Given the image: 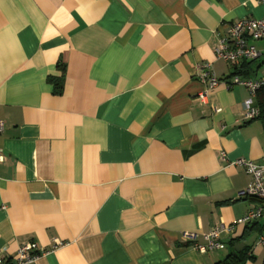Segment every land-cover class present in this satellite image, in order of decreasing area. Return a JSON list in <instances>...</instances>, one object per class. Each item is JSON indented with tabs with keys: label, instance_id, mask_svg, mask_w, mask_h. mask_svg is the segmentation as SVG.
<instances>
[{
	"label": "crops",
	"instance_id": "obj_1",
	"mask_svg": "<svg viewBox=\"0 0 264 264\" xmlns=\"http://www.w3.org/2000/svg\"><path fill=\"white\" fill-rule=\"evenodd\" d=\"M243 18H264V4L0 0V256L33 243L32 264H216L242 251L264 264V216L241 223L259 203L241 197L253 178L233 164L263 163L264 125L244 121L250 91L227 85L264 78V39L238 66L215 53ZM205 64L220 83L202 99ZM221 225L225 249L200 253Z\"/></svg>",
	"mask_w": 264,
	"mask_h": 264
},
{
	"label": "built area",
	"instance_id": "obj_2",
	"mask_svg": "<svg viewBox=\"0 0 264 264\" xmlns=\"http://www.w3.org/2000/svg\"><path fill=\"white\" fill-rule=\"evenodd\" d=\"M264 4V0H258ZM264 39V18L253 19L243 18L234 21L229 26V37L222 38L216 46L215 53L218 60L229 62L234 66L240 65L242 61L255 60L260 56L257 48L251 44L252 41H259ZM207 69L200 80L203 84L208 86V89L201 95L205 99L207 92L220 83L212 71L211 64H205ZM229 88L234 85H241L246 87L252 97L245 102L244 121L255 120L260 115V110L255 106L254 99L257 92L264 87V78L258 80H248L240 76H235L230 81H227ZM5 125L0 119V135L4 132ZM5 161L4 149L0 146V163ZM236 166L243 167L248 174L253 178V184L241 193L243 198H251L257 200V206L250 209L241 219L242 224H251L259 221L264 216V160L261 165L255 164L249 159L240 158L233 163ZM232 227L224 225L215 227L211 232L205 235L207 241L206 245H195V248L200 253H207L210 251L223 250L226 244L223 242V236L230 233ZM190 238H196L195 235H187ZM259 244L264 246V235L261 236ZM43 253L42 250L33 243H26L19 247L17 251V258L14 262L7 260L0 256V264H32Z\"/></svg>",
	"mask_w": 264,
	"mask_h": 264
},
{
	"label": "trees",
	"instance_id": "obj_3",
	"mask_svg": "<svg viewBox=\"0 0 264 264\" xmlns=\"http://www.w3.org/2000/svg\"><path fill=\"white\" fill-rule=\"evenodd\" d=\"M256 97H257L256 104L260 110V115H259L258 119H260L264 125V87L261 88L257 92ZM249 229L251 230L252 227H250ZM247 257H248L247 253L244 251H242V252H231L224 260H222L216 264H245Z\"/></svg>",
	"mask_w": 264,
	"mask_h": 264
}]
</instances>
